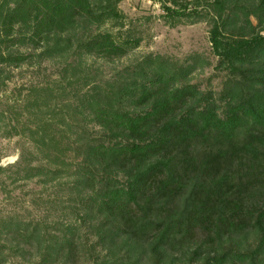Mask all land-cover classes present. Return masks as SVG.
<instances>
[{"label": "trees", "instance_id": "obj_1", "mask_svg": "<svg viewBox=\"0 0 264 264\" xmlns=\"http://www.w3.org/2000/svg\"><path fill=\"white\" fill-rule=\"evenodd\" d=\"M15 1L0 6V89L8 67L34 58L19 46L43 48L42 59L63 55L84 30L78 57L112 60L136 48L134 38L96 33L120 17L115 0ZM202 3L217 11L211 43L228 80L219 97L190 83L195 67L157 57L104 84L88 77L92 90L73 112L58 113L50 94L26 110L34 118L23 128L44 163L14 181L37 178L76 198H60L54 231L52 222L2 221L0 264H84L98 247L103 264H264V0H175L166 10L197 24ZM73 66L76 78L82 64ZM8 113L0 109V136H11Z\"/></svg>", "mask_w": 264, "mask_h": 264}, {"label": "rangeland", "instance_id": "obj_2", "mask_svg": "<svg viewBox=\"0 0 264 264\" xmlns=\"http://www.w3.org/2000/svg\"><path fill=\"white\" fill-rule=\"evenodd\" d=\"M3 1L0 0V6ZM174 1L115 0L113 2L120 17L108 20L96 33H110L115 39L123 41L134 38L137 41L136 48L121 58L109 60L94 55L81 57L75 55L78 42L84 41L87 37V32L84 30L76 32V36L72 34L74 38H71V35L63 38L66 41L70 37L75 45L71 51L63 55H57L55 52V54L50 53L51 57L42 59L40 55L44 49L34 50L30 44L19 46L14 50L20 54H34V58L18 69L8 67L5 74L8 80L0 89V109L9 111L7 122L11 134L10 137L0 136V223L19 217L29 221L52 222L50 230L54 231L53 225L63 216L64 206L61 205L60 200L68 199L67 195L73 194L66 187L41 185L37 178L29 181H14L15 174L20 168L37 167L44 163L29 139V131L23 128L24 122L32 121L34 118L30 116L29 111L36 109V105L32 104L38 97H47L50 94L52 106L55 107L58 103L55 107L58 113L60 110L65 113L73 112L74 107L81 105L83 95L92 90V82L86 84L88 77L96 84H104L113 81L123 69L157 57L180 67H195L189 76L190 83L199 85L204 91L213 92L219 97L225 90L228 82L225 76L227 73L223 74L217 70L219 59L211 43L212 19L217 14L216 9L203 6L202 3L197 10L206 18L201 23L192 24L189 19L176 17L166 10V7H175ZM178 1L182 5L187 2V0ZM15 2L10 0V6L14 7ZM190 8L194 9V5ZM240 18H243L242 14ZM251 21L255 26L258 25L256 18L251 17ZM18 30L19 27L16 28L17 32ZM228 33L231 31L228 30ZM73 62L75 65L82 64L79 72H76L79 79L73 77L75 72ZM66 65L71 69L68 74L64 72ZM75 79L78 80L77 83L73 82L76 81ZM77 119L76 123L84 125L94 134L101 131L94 123L84 122L83 116ZM81 131L82 128H75L74 135L72 134L74 138H77V133ZM76 156L77 153L73 152L72 159ZM72 198L76 197L73 195ZM92 253L94 256L84 264H103L108 260L107 252L100 247L97 250L93 249Z\"/></svg>", "mask_w": 264, "mask_h": 264}]
</instances>
